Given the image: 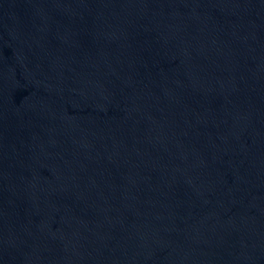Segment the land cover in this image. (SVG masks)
<instances>
[{"label":"water","instance_id":"95a60500","mask_svg":"<svg viewBox=\"0 0 264 264\" xmlns=\"http://www.w3.org/2000/svg\"><path fill=\"white\" fill-rule=\"evenodd\" d=\"M0 264H264V0H0Z\"/></svg>","mask_w":264,"mask_h":264}]
</instances>
